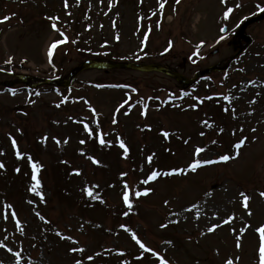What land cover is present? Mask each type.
<instances>
[{"label":"rangeland","instance_id":"1","mask_svg":"<svg viewBox=\"0 0 264 264\" xmlns=\"http://www.w3.org/2000/svg\"><path fill=\"white\" fill-rule=\"evenodd\" d=\"M174 1L67 0L65 7V0H4L0 18H11L0 35V82L21 75L66 79L87 60L160 65L192 78L205 68L224 67L232 56L230 45L239 22L264 8V0ZM78 3L93 10L91 32L76 40L68 32L66 41H57L58 30L48 22L57 24L64 13L77 12ZM228 8L233 11L225 19ZM225 26L228 34L222 35ZM246 34L253 43L229 71L210 74L193 86L157 72L93 69L82 72L67 94L51 86L30 91L22 84L0 87V132L5 144L1 157L9 159V138L20 135L15 137L20 150L45 167L39 174L44 201L30 191L31 175L16 177L9 168L0 177V244L12 249L0 247V264H75L77 259L83 264H120L121 260L156 264L147 254L138 259L143 250L131 231L169 264H226L228 259L234 264H259L255 229L264 225V198L259 195L264 191V106L257 97L264 96V22L251 26ZM53 42L59 43L49 58ZM215 50L218 54L211 55ZM9 59L12 62L6 63ZM210 94L227 97L236 112L234 116L226 103L227 115L215 111L216 122L208 128L205 121L217 105L198 106L192 98L200 101ZM85 125L107 143L100 145ZM163 131L170 136L165 138ZM243 137L247 140L236 159L189 170L195 159L234 155V145ZM120 139L129 148L127 158ZM197 147L206 149L198 157ZM25 157L16 156L13 166L23 169ZM76 169L80 175L74 174ZM172 169H184L186 174L141 183L152 171ZM125 172L128 175L122 176ZM125 183L132 192L131 210L122 200ZM89 187L98 199L82 191ZM145 188L153 191L137 198L135 192ZM241 192L250 197L251 216ZM87 203L93 208L84 206ZM13 212L25 229L23 234L14 230ZM124 212L136 215L126 219ZM232 216L229 224L223 223ZM214 224L220 226L209 233ZM243 228L247 231L237 249ZM57 232L78 240L76 247L85 251L71 255L70 244Z\"/></svg>","mask_w":264,"mask_h":264},{"label":"snow or ice","instance_id":"2","mask_svg":"<svg viewBox=\"0 0 264 264\" xmlns=\"http://www.w3.org/2000/svg\"><path fill=\"white\" fill-rule=\"evenodd\" d=\"M222 2H225L226 3V0H222ZM176 3L179 4L180 3V0H176ZM160 9L163 10L164 8V3H160ZM65 7H67V0H65ZM239 7V5H238ZM259 7V6H258ZM233 11L232 8H228L227 11L224 13V18L227 19L229 14ZM260 11L264 12V8H260ZM10 17L8 16H5L2 20H0V23H3L7 20H9ZM49 19H52L51 17H49ZM52 28L53 29H56V24H53L52 25ZM223 31V29H222ZM119 37H117L118 39ZM66 37H65V41H66ZM145 39H147V37H145ZM58 43L59 42H53L50 46V49H49V58H51L52 56V53L53 51L57 48L58 46ZM172 44L171 42H169V48H171ZM168 49H166L165 51H167ZM12 60L9 59L8 61H6V63H11ZM241 71H243V69H241ZM253 103H255V101H253ZM57 107H59L60 105L57 104L56 105ZM121 107H123V105H121ZM119 109H117L118 111ZM225 112L228 111L227 108L224 109ZM233 115L235 116V110L233 109ZM93 112H95V109H93ZM143 115H147L146 112L142 113ZM116 121L114 120L113 123H115ZM207 123V122H205ZM85 129L86 131L89 132V134H91V130L87 128V125H85ZM149 130H150V126H149ZM221 131H223V129H221ZM241 131H243V129L241 128ZM253 131H256V129H253ZM162 135L165 137V138H168L170 136V133L168 131H163L162 132ZM201 135H203V133H201ZM46 139V137H45ZM247 140V137H243L239 142H237L234 147L236 149V152L234 155H228V154H225V155H221L219 156L217 159L213 160V159H208V160H204V161H201L200 159H195L189 166V170L192 171V172H195L198 168H200L202 166V163L203 164H213V163H220V162H228L232 159H236L239 155H240V149L244 146L245 142ZM56 143L57 144H60L61 141L60 140H56ZM64 143H67V141L65 140ZM81 144H84L86 143L85 140H81L80 141ZM99 143L100 145L104 146L107 142L105 141L103 135L100 136V139H99ZM12 145L13 147L16 149V156L18 159H24V155L21 153V151L19 150V147L17 145V141L13 138L12 139ZM119 147L121 149H123V155L125 158L128 157V154H129V148L127 147V145L125 144V141L123 139H120L119 140ZM206 149L202 148V147H197L195 149V155L198 157L202 152H204ZM28 160L30 162V165H31V169H32V176H31V179L32 181H34V183L32 184L31 188H30V191L33 192V193H36L37 195H39L41 201H44L45 200V196L43 194L42 191H39L42 187L41 185V181L39 179V173L41 171V168H42V165L38 162H34L32 160V157L29 155L28 157ZM93 164H96V165H99L100 164V161L98 159H96L95 157H88ZM152 160H153V157L152 156H149L148 157V163L151 164L152 163ZM64 163H67V161H64ZM5 168V164L3 162H0V169H3ZM15 171L17 173L20 172V168H16ZM74 174L75 175H80V170L76 169L74 170ZM180 174H186L185 173V170L184 169H172L170 171H165V172H158V171H152L150 173V175H148V177L141 181V183L143 184H148L149 182L151 181H155L157 180L159 177L161 176H164V177H168V176H172V175H180ZM128 173L125 172V173H122V176H127ZM98 187V185H97ZM82 191H85L86 195L88 197H91V198H94V199H98L99 197L97 195H94V192H93V189L91 187L89 188H86V189H83ZM153 191V189L151 188H145L143 191H136L135 192V196L137 198L141 197V196H148L151 192ZM132 192L129 188V185L127 183L124 184V190L122 192V200H123V203L127 206V208L129 210H131L133 208V203H132V200L130 199V196H131ZM241 197L243 198V206L245 209H248V215L251 216L252 213H251V210L249 209V200H250V197L249 195H247L246 193L244 192H241L240 193ZM259 195L261 198H264V191H261L259 192ZM29 203H32V201H29ZM168 201H165V204H167ZM9 209L12 207V205H8L7 206ZM193 207H198V205H193ZM187 211H191V209H187ZM129 213L128 212H124V215L127 216ZM11 215L13 217L16 216V213L13 212L11 213ZM37 216H40L41 220H44L45 218L43 216L40 215L39 212L36 213ZM7 218V217H5ZM199 218V216H197V219ZM235 217L232 216V217H229L228 219H225L223 221L224 224H229ZM45 222H48V221H45ZM176 223H178L179 221H175ZM17 226H19V221L17 220ZM220 225H213L212 227H210L208 229V232L211 233V232H214L216 230L217 227H219ZM121 227L125 228V231H131L130 229H128L126 226L124 225H121ZM162 228H166L168 227V224H162L161 225ZM250 227V225L248 226ZM21 231H23V228L20 229ZM235 231V230H233ZM241 231V236H238L237 239H236V248L237 249H240L242 247V243H241V237L243 235L244 232L247 231V228H243L240 230ZM255 231L259 234V247H258V256H259V264H264V225H261L259 226L257 229H255ZM57 235H60L61 236V239H67L69 241H72L73 243L75 244H78L79 241L78 240H74V238L72 236H63L61 233L57 232ZM131 237L132 239L136 242V244L139 245V248L142 249L144 252H147V253H152L153 255H155L156 257H158V259L160 260V264H169V261H167L163 256L160 255L159 252H156L154 251L151 247H149L148 245H146L145 242L142 241V239L137 236L136 232L135 231H131ZM170 243V242H168ZM0 247H5L7 248V245H4V244H0ZM7 250L9 252H12V249L11 248H7ZM71 252L73 253H77V252H80V253H83L85 251L84 247H73L70 249ZM122 254V253H121ZM14 255L16 257H19L20 256V253L19 252H16L14 253ZM97 255H99V253H97ZM143 257H138V259H142ZM89 260L93 259V257L89 256L88 257ZM237 261L240 259L239 257L236 258ZM17 264H18V261H17ZM75 264H83V262L79 259H77L75 261ZM226 264H234L233 260L232 259H228L226 261Z\"/></svg>","mask_w":264,"mask_h":264},{"label":"water","instance_id":"3","mask_svg":"<svg viewBox=\"0 0 264 264\" xmlns=\"http://www.w3.org/2000/svg\"><path fill=\"white\" fill-rule=\"evenodd\" d=\"M264 19V15H262L261 17H259L258 19H253L251 21H249L248 23H246L242 29H241V32L244 31V29L246 28V26H248L250 23L252 22H255V21H259V20H262ZM236 57H234L235 59ZM230 63H228L227 67L229 66ZM103 67H110L109 64H106V63H96V62H88L84 65H82L81 67L77 68V69H74L72 72H71V75H70V79H69V82L66 83L65 81H54L52 82L53 84H59V85H66V86H70V84L72 83V81L74 80V78L84 69H88V68H103ZM118 67H128V68H133V69H138V70H141V71H151V70H155V71H158V72H161L163 74H167V75H170V76H174V77H177V78H180L183 82L185 83H191L193 81H190V80H186L185 78H183L182 76H180L179 74L177 73H174L166 68H163V67H159V66H138V65H118ZM226 67V68H227ZM216 70H221L220 68H217V67H212L210 69H207L199 74L196 75L195 78H199L209 72H212V71H216ZM224 70V69H223ZM13 83H5L4 85L5 86H9V85H12Z\"/></svg>","mask_w":264,"mask_h":264},{"label":"trees","instance_id":"4","mask_svg":"<svg viewBox=\"0 0 264 264\" xmlns=\"http://www.w3.org/2000/svg\"><path fill=\"white\" fill-rule=\"evenodd\" d=\"M87 12H85V8L83 7L81 10H80V12H79V16L77 17V19L78 20H76V22H75V25H74V29L76 30V31H79V29H80V22L83 20V18L84 19H87ZM88 25H90L89 23H88ZM22 176V172L19 174V177H21ZM56 194H57V192H56ZM48 221H50V219H48ZM50 224V223H49ZM50 228H51V226H50ZM44 231H43V234H45L46 232H45V229H43ZM18 241H20V240H18ZM21 241H24V242H26V239H22ZM65 242H67L68 244L70 243L69 241H65ZM70 247H71V245H69ZM111 259V258H110ZM110 261H113L112 259L110 260Z\"/></svg>","mask_w":264,"mask_h":264}]
</instances>
